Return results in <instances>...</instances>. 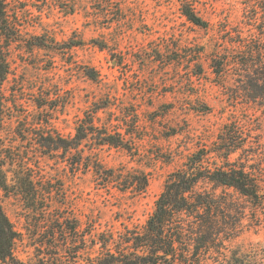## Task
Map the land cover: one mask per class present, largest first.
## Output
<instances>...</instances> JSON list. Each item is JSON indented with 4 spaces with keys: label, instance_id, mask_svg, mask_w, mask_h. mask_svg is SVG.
<instances>
[{
    "label": "rangeland",
    "instance_id": "374dc122",
    "mask_svg": "<svg viewBox=\"0 0 264 264\" xmlns=\"http://www.w3.org/2000/svg\"><path fill=\"white\" fill-rule=\"evenodd\" d=\"M193 1L208 28L191 23L177 0H76V8L71 0H10L19 36L4 83L1 135L14 167L40 172L55 190L54 209L67 203L82 231L117 235L144 225L168 176L232 120L244 135L252 131L246 150L264 174V97L251 100L242 65L221 64L224 55L244 59L240 37L264 25V0ZM94 115L99 129L125 133L134 155L87 141L82 149L91 167L73 171V152L57 150L56 141H70L78 122ZM96 164L145 173L149 187L142 195L115 183L104 187ZM1 201L19 232L14 252L23 264H86L82 233L71 248L50 245L20 196ZM245 205L244 228L231 247L245 255L256 245L264 262V206Z\"/></svg>",
    "mask_w": 264,
    "mask_h": 264
},
{
    "label": "trees",
    "instance_id": "16d2710c",
    "mask_svg": "<svg viewBox=\"0 0 264 264\" xmlns=\"http://www.w3.org/2000/svg\"><path fill=\"white\" fill-rule=\"evenodd\" d=\"M177 1L191 23L209 27L196 11L193 0ZM71 4L76 8V0H71ZM15 19L11 16L10 0H0V264H23L14 252L19 232L1 201V197L12 192L21 197L28 216L40 217L34 226L49 237L50 245L71 248L82 233L81 240L88 248L86 264L264 263L259 258L261 249L256 245L245 255L231 247L244 228L243 221L248 214L245 201L254 203L256 208L264 206V174L258 166L262 162L255 166L256 157L246 150L252 131H245L244 135L237 120L224 124L215 142L191 152L184 165L168 176L154 211L142 226H126L117 235L104 231L93 234L92 229L82 231L80 221L67 211V203L61 202L54 209L55 190L51 183L44 182L42 175H37L40 172L36 173L28 164L14 167L16 161L10 160L14 157L1 135L6 114L4 83L10 72L11 46L19 36ZM254 26L255 33L240 37L242 44L238 45L244 59L224 55L221 64L242 65L248 79L244 89L253 92L255 99L251 100L257 102V96L264 97V25ZM86 73L92 79L98 78L94 69L89 68ZM200 108L199 111H210L207 105ZM87 141L97 147L123 148L134 155L133 143L127 135L120 130L111 132L107 126L99 129L94 115L78 122L70 141L61 137L56 141L57 150L63 148L65 154L73 152V171L91 167L82 149ZM94 149H90L89 156L94 155ZM240 150H245V154L237 155ZM92 167L106 182L104 187L115 183L121 192L130 191L135 195H142L149 187L145 173L107 169L99 164ZM61 233L65 236L63 243L59 241Z\"/></svg>",
    "mask_w": 264,
    "mask_h": 264
}]
</instances>
